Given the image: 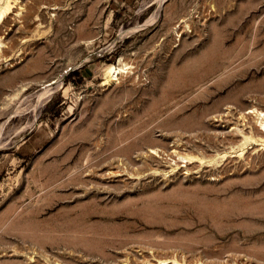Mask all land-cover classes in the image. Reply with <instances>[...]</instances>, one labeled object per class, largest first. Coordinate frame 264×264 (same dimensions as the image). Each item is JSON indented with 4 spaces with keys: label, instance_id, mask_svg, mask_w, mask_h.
Masks as SVG:
<instances>
[{
    "label": "rangeland",
    "instance_id": "rangeland-1",
    "mask_svg": "<svg viewBox=\"0 0 264 264\" xmlns=\"http://www.w3.org/2000/svg\"><path fill=\"white\" fill-rule=\"evenodd\" d=\"M8 4L0 264H264V0Z\"/></svg>",
    "mask_w": 264,
    "mask_h": 264
},
{
    "label": "bare ground",
    "instance_id": "bare-ground-1",
    "mask_svg": "<svg viewBox=\"0 0 264 264\" xmlns=\"http://www.w3.org/2000/svg\"><path fill=\"white\" fill-rule=\"evenodd\" d=\"M9 8H10L9 4L5 5L3 7H0V20H2L1 18L3 16V14H5L7 12V10H9ZM2 21L4 22V19ZM108 69H109V71L111 72L112 75H118L119 72H122L123 67L122 66H117V65H110ZM256 113L258 115L257 117H260L261 119L264 118V112L256 110ZM251 130H252V132H254V133L260 135L262 138H264V132L261 131V129L259 127H257L256 125H253L251 127ZM246 141H244V143H246ZM244 143L242 142V144H244ZM153 256H155V255H153ZM165 260L166 259H158V261H159L158 263L159 264H165ZM172 260L174 262H176L177 264H198V262H199V260H196V261L191 262V263H182V262L177 261L175 258L174 259L172 258Z\"/></svg>",
    "mask_w": 264,
    "mask_h": 264
},
{
    "label": "trees",
    "instance_id": "trees-1",
    "mask_svg": "<svg viewBox=\"0 0 264 264\" xmlns=\"http://www.w3.org/2000/svg\"><path fill=\"white\" fill-rule=\"evenodd\" d=\"M70 75H78L80 77L79 80H82V77H81L80 72L78 70L73 71L68 76H70Z\"/></svg>",
    "mask_w": 264,
    "mask_h": 264
}]
</instances>
